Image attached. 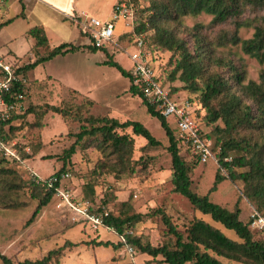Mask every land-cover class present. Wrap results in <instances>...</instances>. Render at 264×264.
Listing matches in <instances>:
<instances>
[{
    "label": "rangeland",
    "instance_id": "1",
    "mask_svg": "<svg viewBox=\"0 0 264 264\" xmlns=\"http://www.w3.org/2000/svg\"><path fill=\"white\" fill-rule=\"evenodd\" d=\"M115 3L116 0H79L83 8V12L80 13L105 22ZM147 5L148 0H128V8L133 14V24L128 27L125 21L115 22V37L124 35L119 41L122 50L111 48L107 51L112 60L130 74L133 64L127 54L133 50V41L136 36L125 34L129 30L131 32L136 20L145 18L144 10ZM21 10V5L16 0H0V23L11 20L7 26L0 29V54L4 55L7 61L24 66L35 60V53L40 56L46 55L61 43L89 45L88 38L81 35L76 26L53 12H30L28 19L25 20L21 17ZM236 21L245 25L235 28ZM260 25L264 26V11L250 6L243 9L236 18L232 17L224 22H213L212 15L200 13L195 16H182L179 24L173 22L167 24L177 32L179 38L186 42L191 52L197 39L199 45L201 42L208 51V55L203 60L205 76L219 74L228 78V69L222 65L229 64L235 66L237 72L243 75V85L250 81L259 82L260 73L264 71V62L259 63L246 55L241 49V42L233 44L227 40L234 33L240 41L250 39L255 26ZM34 26L43 27L47 38V44L38 49H32L35 41L27 34V31ZM141 38L151 65L155 69L159 66L166 73L169 70L167 64L171 53L152 52V48L156 46L151 31L143 33ZM106 59L107 55L102 51L91 52L83 49L64 56H56L38 65L24 76L27 89L26 106L38 109L45 104L59 106L62 100L76 105L90 100L92 106H85L88 108V114L95 117L115 118L119 122L126 120L142 122L161 145L147 146L142 138L133 136L130 129L126 130L127 134L132 135L134 139L133 151L130 155V170L118 176L108 173L99 177L94 174V171L97 161L101 160L102 156L97 150L95 141L85 140L78 146L65 167L70 174V188L82 198L83 185L94 182V205L92 206L98 209L100 200L107 197L109 203L106 208L100 209L115 212V214L117 204L129 202L136 213L146 216L134 227L132 234L141 236L153 246L162 243L165 229L159 217L147 216L155 208H162L181 232L193 217H199L220 229L227 237L237 240L233 231L213 222L208 215L197 213L185 198L173 193L170 156L166 151L167 141L164 131L157 119L147 115L144 107L141 106L140 98L129 93V79L122 76L117 69L105 65ZM165 85L171 90L173 86H181V83L168 82L166 79ZM230 86L232 91L241 96L239 87L232 79H230ZM175 97L190 100L196 97L198 100L199 93L191 94L183 91ZM212 104L217 106L219 100L213 101ZM248 104L251 105V102ZM169 122L171 123L170 119ZM12 126L5 142L13 147L20 161L16 165L8 161L3 163L0 161V165L15 168L24 180L34 178V173L44 178L58 171L61 168V162L54 158L43 157L59 156L74 142V138L69 134L76 133L79 128L77 122L63 120L52 112H48L40 119L32 114L27 115L15 120ZM170 127L173 128L172 125ZM212 127L208 126L209 133ZM215 135L214 132L209 135L212 143ZM24 155H30L25 162L21 159ZM180 155L186 162H191L181 150ZM212 155L213 158L206 164H195V168L190 173L191 190L200 194H209L215 203L229 210L238 204L241 207L240 219L246 223L251 210L256 208L244 196L243 184L240 181L225 179L216 185L215 191L209 192L218 170L224 178L227 177V172L219 168L217 151H214ZM229 160L230 158L227 159ZM242 171L239 170V172ZM17 188V191L12 189L10 197L12 200L15 198L22 205L16 208L0 206V252L13 262L41 259L47 251L60 247L68 241L75 246L67 248L63 257L53 264H159L160 258L153 260L148 255L139 254L135 250L130 254L123 247L114 249L113 245L118 242L114 233L103 228L95 233L83 223L75 225L68 214H60L57 211L55 204H50L48 208L41 211L39 218L26 228L24 224L37 204V199L33 200L31 196L41 197L42 194L38 190H28L24 184H19ZM2 195L3 192L0 191V196ZM44 217L48 218L46 225L48 231L36 236L34 227L38 220ZM54 234L57 235L52 237L51 235ZM97 242L110 244L96 245ZM222 262L226 263L225 260Z\"/></svg>",
    "mask_w": 264,
    "mask_h": 264
},
{
    "label": "trees",
    "instance_id": "2",
    "mask_svg": "<svg viewBox=\"0 0 264 264\" xmlns=\"http://www.w3.org/2000/svg\"><path fill=\"white\" fill-rule=\"evenodd\" d=\"M247 6L264 11V0H148V5L144 10L145 18L136 20L131 32L129 30L125 35L132 34L136 36V39L143 33L151 31L156 46V48H152V52L171 53L167 64L169 70L166 73L162 68L156 66V80L163 90H167L171 96H177L183 91L191 94L199 93L198 100L196 97L192 100L199 107L196 110V116L198 117L200 135L210 139L211 132L216 134L211 151L212 153L217 151L219 168L227 172L226 178L221 175L219 170L216 172L209 192L215 191L216 185L225 179L240 181L243 184L244 196L254 204L259 214L264 215V71L260 73L258 83L250 81L246 85L242 84L243 75L237 72L235 66L229 64L222 65L228 69V78L219 74L205 76L203 60L208 55V51L201 42L199 45L197 39L193 52H191L186 42L178 37L177 32L167 26L168 22L179 24L182 16H195L200 13L212 15L213 22H224L229 18H236ZM21 17L24 19L22 12ZM10 22L11 20L0 23V29ZM234 25L235 28H239L245 24L236 21ZM27 34L35 41L32 49H38L47 44L42 27L34 26L27 31ZM80 34L86 37L85 34L81 32ZM121 36L124 35L116 37L118 43ZM227 41L233 44L241 42V49L246 55L256 59L259 63L264 62V26H255L250 39L240 41L234 33ZM83 49L91 52L102 51L106 54L107 59L104 64L117 69L122 76L129 79V93L140 98L141 106L144 107L148 116L159 121L167 141L166 151L170 156L173 193L185 198L197 213L208 215L213 222L233 231L237 236V240H233L220 229L199 217H193L181 232L162 208H155L147 216L159 217L165 229L162 243L153 246L141 236L132 234L134 227L146 216L136 213L129 202H121L117 204L116 214L109 212V216L104 219V224L100 227L116 235L118 242L116 245L112 244L113 248L123 247L126 250L131 248V253L135 250L139 254L148 255L153 260L160 258L159 264H230L232 262L236 264H264V233L251 230L248 220L244 223L240 219L241 207L238 204L229 210L215 203L209 194H200L191 190L190 173L195 168V164H201L199 159L182 144L173 121L170 119V123L169 119L161 116L154 106L146 102L140 89L132 84L131 74L123 70L108 55L109 49L95 48L91 44L78 46L65 42L54 47L46 55L40 56L35 53V60L24 66H18L16 62L8 61L12 64L19 81L11 85L10 93L6 99L9 100L17 94H22L25 109L23 113L0 124V140H7L15 120L30 114L40 119L48 112H52L63 120H71L79 124L78 131L69 134L74 138V142L68 148L63 150L59 156L43 157L54 158L62 163L61 168L53 173L60 174L66 171V164L75 154L78 146L87 140L95 141L97 150L102 156V159L97 161L94 171V174L99 177L108 173L118 176L128 171L130 155L134 146L132 135L142 138L147 146L159 147L161 145L160 141L154 138L142 122L134 120L119 122L115 118L95 117L88 114L86 107L92 106L90 100H85L84 104L77 105L62 100L59 106L45 104L38 109L26 106L27 89L24 81L26 73L56 56H64ZM1 76L0 73V78ZM166 79L172 83L178 81L181 86H173L170 90L169 86L165 85ZM230 79L234 80L239 87L241 96L231 90ZM216 100H219V104L214 106L212 103ZM248 102H251V105ZM83 114L86 115L83 116ZM208 126H213L210 133ZM128 129L132 135L127 134L126 130ZM180 150L186 154L190 163L180 155ZM0 155L2 163L8 161L16 165L20 161L19 155L16 158L5 157L1 153ZM28 158L30 155L21 157L23 161ZM228 158L230 160L226 161L225 159ZM239 170L243 171L239 172ZM69 181L70 178L66 180L68 186ZM19 184L26 185L28 190H38L42 194L41 197L31 196L33 200L37 199V204L24 224L26 228H29L39 218L41 211L48 208L50 204H55L54 193L53 190L39 187L32 177L24 180L21 173L15 168L0 165V191L3 192V195L0 196L1 207L16 208L22 205L15 198L12 200L10 197L12 189L17 191ZM94 187V182H88L83 185L82 191V199L88 200L92 205H94ZM78 197L81 198L79 195ZM102 199L98 209H95L94 212H100L101 207L106 208L109 200L107 197ZM47 223L48 218L46 217L38 220L34 227V235L40 236L47 233ZM73 223L79 224V222ZM80 223L87 225L86 222ZM98 230L93 232L97 233ZM35 242L38 245L36 240ZM109 244L108 242L96 243V245ZM74 246L75 244L66 241L62 246L47 251L41 259L34 261L25 259L13 262L0 252V264H53L63 257L67 248ZM222 260H225L226 263H223Z\"/></svg>",
    "mask_w": 264,
    "mask_h": 264
},
{
    "label": "built area",
    "instance_id": "3",
    "mask_svg": "<svg viewBox=\"0 0 264 264\" xmlns=\"http://www.w3.org/2000/svg\"><path fill=\"white\" fill-rule=\"evenodd\" d=\"M85 22L80 32L85 34L89 44L95 48H116L122 47L114 35V25L118 20L125 21L130 27L133 24V14L128 8V0H117L112 7L109 21L101 22L97 19L81 15ZM133 50L127 54L133 64L131 71L132 84L137 86L143 98L148 104L154 106L161 116L171 119L175 124L176 132L182 144L189 148L190 152L196 156L201 164L207 163L213 158L210 139L200 135L198 117L196 110L199 108L194 100L178 99L171 96L167 90H163L156 80V69L151 65L148 54L144 51V41L141 36L133 41ZM0 124L10 120L13 116L23 113L25 109L22 94L15 95L7 100L10 87L19 81L14 73V68L4 55L0 54ZM0 153L5 157H17L16 151L11 145L0 140ZM227 161V159H225ZM70 178L68 171L61 172L41 178L34 174V181L46 190H53L55 208L60 214H68L72 222H86L92 231L98 230L104 224V219L109 216V212L101 210L94 212L92 204L85 199L79 198L78 194L66 184ZM248 226L251 230L264 233V215L252 209L248 217ZM128 253L132 252L129 248Z\"/></svg>",
    "mask_w": 264,
    "mask_h": 264
},
{
    "label": "crops",
    "instance_id": "4",
    "mask_svg": "<svg viewBox=\"0 0 264 264\" xmlns=\"http://www.w3.org/2000/svg\"><path fill=\"white\" fill-rule=\"evenodd\" d=\"M16 1H18L21 5L22 8L21 12H23L25 20L28 19V15L30 12H45V11L53 12L57 16H60L63 20H66L70 24L76 26L79 33L82 25L85 22L84 17L81 16L82 14L85 13H80L83 12L82 11L83 8L82 5L79 4V0H16ZM85 15L88 16L87 14ZM110 18H111V12L109 17L105 21H109Z\"/></svg>",
    "mask_w": 264,
    "mask_h": 264
}]
</instances>
